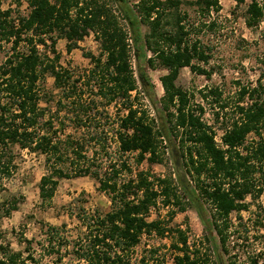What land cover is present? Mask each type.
<instances>
[{"label":"trees","instance_id":"16d2710c","mask_svg":"<svg viewBox=\"0 0 264 264\" xmlns=\"http://www.w3.org/2000/svg\"><path fill=\"white\" fill-rule=\"evenodd\" d=\"M183 4L27 0L26 16H14L13 9L0 6V188L17 170L18 149L44 157L46 173L39 183L43 203H50L62 180L90 177L112 207L106 214L85 209L71 214L78 221L74 239L64 235L66 226H49L47 249L50 256L57 255L55 261L37 259L33 241L24 239L27 255L2 244L0 264H61L65 254L81 264H133V251L144 235L167 233L174 235L171 247L177 252L172 264H237L224 259L234 234L230 218L249 210L248 198L264 194V83L240 89L234 118L219 145L203 107L196 109L192 95L176 83L184 68L207 75L193 62L210 59L190 39ZM187 4L208 11L220 8L218 0ZM246 13L250 28L264 25V0H250ZM91 33L102 54L85 53L91 68L74 77L71 69L60 66L57 40H67L71 54ZM43 49H50L53 57ZM157 62L167 71L161 99L148 72ZM46 75L60 91L55 110L49 105L55 97L42 93L40 86ZM89 88L96 93L86 95ZM140 96L148 105L138 103ZM111 106L124 111L112 125ZM250 135L257 138L252 144L247 143ZM130 155L138 166L163 164L169 156L172 172L164 177L135 173ZM184 201L197 213L205 233L193 247L186 231L151 220L159 203L184 212ZM11 206L8 214L18 202ZM137 262L165 264L155 259V251ZM250 264L261 263L252 259Z\"/></svg>","mask_w":264,"mask_h":264},{"label":"rangeland","instance_id":"374dc122","mask_svg":"<svg viewBox=\"0 0 264 264\" xmlns=\"http://www.w3.org/2000/svg\"><path fill=\"white\" fill-rule=\"evenodd\" d=\"M20 1V2H19ZM94 1V0H87ZM103 2L108 0H101ZM137 2L139 0H131ZM184 4L181 11L187 14L186 23L190 39L197 41L210 56L208 63L194 60V64L207 72L202 75L193 72L190 68L181 70L177 85L192 95L195 106L204 109V120L211 125L217 134V142L222 144L221 137L226 127H229L234 118V109L238 103V94L242 87H255L259 82L264 83V41L262 33L264 25L250 28L247 25V6L239 5L236 0H218L219 9L210 11L197 9V6L188 5L187 2L197 0H182ZM2 10L13 9L14 16H26L29 13L27 0H0ZM67 40L58 39L55 49L61 54L60 66L71 69L74 77L83 75L91 68V62L85 58V53H92L99 57L102 53L99 42L93 33L79 44V48L71 54L67 53ZM52 58L51 50H44ZM150 79L154 85L157 97L161 99L165 92L161 79L167 71L158 62L154 69L149 71ZM42 93L53 95L54 102L50 107L56 109L60 91L54 87V78L46 75L40 83ZM86 95L96 92L90 88L85 89ZM211 91L218 93H211ZM222 96H218V94ZM207 98H204V96ZM139 104L148 105L144 97L140 96ZM221 105H226L224 112ZM42 106L47 107L43 102ZM196 108V107H195ZM150 112H151V108ZM197 109V108H196ZM111 119L108 123L115 124L124 115L122 107L109 108ZM109 125V124H107ZM264 138V134H263ZM257 138L250 135L247 143H254ZM17 153V170L12 177L5 180L0 188V245H10L16 252L25 256L26 244L24 239L32 240V254L45 262L55 261L57 255H49L46 241V231L49 226L61 228L66 226L65 233L69 239L77 235V218L71 214L79 209L87 212L111 211V201L107 194L99 191L98 183L90 177L64 179L60 182L54 198L50 203H43L39 193V183L46 173L44 157L28 151ZM135 173L147 171L156 177H164L172 172L169 156L163 164L149 165L143 163L138 166L135 155L127 156ZM18 202L15 211H8L14 202ZM250 207L248 211L233 213L230 221L234 234L230 240V253L224 259L235 261L237 264H250L252 259H258L264 264V194L256 200L248 198ZM185 211L175 207L165 208L162 203L152 211L151 220L159 219L163 225L172 229L181 228L186 231L190 245H199L204 238V229L195 210L183 202ZM261 207V208H260ZM210 209V206H207ZM260 223H263L262 225ZM174 235L167 233L164 237L156 234L144 235L142 242L134 249L133 264L155 251V259L172 264L177 252L171 247ZM148 253V254H147ZM212 257V253L208 252ZM61 264H81L72 254H65Z\"/></svg>","mask_w":264,"mask_h":264}]
</instances>
